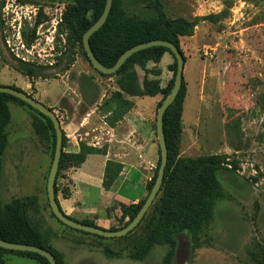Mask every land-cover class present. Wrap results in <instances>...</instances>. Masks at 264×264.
I'll list each match as a JSON object with an SVG mask.
<instances>
[{"label":"rangeland","instance_id":"obj_1","mask_svg":"<svg viewBox=\"0 0 264 264\" xmlns=\"http://www.w3.org/2000/svg\"><path fill=\"white\" fill-rule=\"evenodd\" d=\"M161 1L168 18L182 17L193 24L192 33L180 37L186 57V92L179 156L221 154L234 172L232 178L219 173L227 197L216 205L208 243L191 254L187 236L180 235L178 264H251V252L258 245L264 247V0ZM125 2L130 11L143 12L142 0ZM72 3L73 0H0L4 19L1 42L5 36L12 53L27 60L56 63L49 69L51 76L27 79L5 62L12 59L2 43L0 84L24 88L25 80L30 81L33 90L27 93L44 104L46 96L53 99L57 92L67 90L61 104L64 113L54 109L66 138L67 134L83 131L72 120L69 97L83 99L77 109V121L89 106L99 105L94 113L97 120L93 128L97 127V131L93 135L103 132L98 115L113 109L108 96L118 89V76H105L96 70L82 42L67 44L63 35H58L64 11ZM22 29L35 38L30 48L23 43ZM56 55L63 59H53ZM167 55L158 64L163 71V87L173 77L166 65ZM153 65L150 62L148 67ZM136 69L142 80L145 71L140 66ZM155 99L139 96L131 117L140 118V113ZM131 102L133 105L126 113L134 108ZM8 105L12 118L0 154V202L37 195L38 206L30 210L31 217L40 230L48 231L49 244L54 245L60 229L67 226L53 215L47 193L53 160L52 132L43 137L35 130L33 124L38 114L30 107L15 100H9ZM157 109L156 106L151 115L155 128ZM107 120L112 121V117L109 115ZM154 216L151 208L147 218L124 236L101 238L85 234L74 239L83 245L75 256L92 255V259L81 264H163L165 245L153 247L143 260L132 257L142 247ZM123 224L124 221L117 222V226ZM65 254L71 264L70 255ZM25 261L28 260L13 257L14 264L34 263Z\"/></svg>","mask_w":264,"mask_h":264},{"label":"trees","instance_id":"obj_2","mask_svg":"<svg viewBox=\"0 0 264 264\" xmlns=\"http://www.w3.org/2000/svg\"><path fill=\"white\" fill-rule=\"evenodd\" d=\"M142 2L143 12L138 13L130 11L125 0H113L111 10L104 25L90 37V43L94 53L105 66H113L121 54L130 47L154 39L170 40L175 43L183 53L180 45V37L190 35L193 31V24L182 17L174 19L168 18L161 0H142ZM105 5L106 0H73V3L67 6L64 11L63 19L58 25V35H63V40H65L67 44L83 43V34L99 19L104 11ZM2 9L3 5H0V28L3 31L4 19ZM21 37L27 48H30L35 42V38L29 36L25 29L21 30ZM2 43L9 51L12 59H6L5 62L12 65L21 74L30 79L51 76L49 69L55 66L56 63L41 64L13 54L7 44L5 36L2 38V42L0 40L1 55L3 54ZM166 52L170 53L173 57V62L168 66L169 69L173 71V77L168 84L163 87L161 84L162 69L159 68L157 64L161 61L162 56ZM60 56L61 55H56L53 59L62 60L63 58ZM149 62L155 63V66L149 68ZM137 66H140L141 69L145 71L142 80L136 69ZM176 69L177 63L174 54L169 48L164 46H152L131 55L120 69L114 73L118 76V89L109 97V104L113 106V109L109 110L113 123L107 120L109 115L106 117V121L114 125L115 122L123 118L130 107H132L133 104L125 97L126 94L130 96L162 95V99L157 105V108H159L172 91ZM101 74L105 76L114 75ZM13 87L22 90L17 86L13 85ZM185 92L186 88L183 81L176 99L171 103L164 114V130L168 148V161L161 189L150 207V209H153L155 218L142 247L132 255L134 259L143 260L153 247L165 245L167 250L163 257V264H178L177 252L180 245V235L187 236L191 254L197 248L208 243V231L215 217L216 205L218 201L227 197L225 186L219 179V173H227L229 178H232L231 174L234 172L233 169L229 167L230 163H228L223 155L206 154L199 156H179L178 140L182 134ZM9 100L18 101L30 107L38 114L33 125L35 130L43 137H47V135L52 132L53 159L56 134L50 118L28 103L7 93H0V154L6 142V128L12 118L8 105ZM66 141L67 138L64 133L63 151L55 182L56 191V183L62 170L81 166L88 154L104 153V149L87 145L82 141L80 142L79 152H65L64 148L66 146ZM160 163L161 157H159L158 160L157 170L154 172L152 179L148 182L146 197L137 204L131 203L122 206L121 221H124V224L111 227L110 230H118L125 227L136 216L155 183ZM121 170V163L113 160L107 162L104 178V186L106 188L110 187ZM64 194L68 196L69 191H64ZM37 206V195L27 196L25 198H14L7 203L0 202V238L9 242L27 243L43 247L55 255L57 264H65L63 255L59 253L53 245L49 244L48 231L40 230L36 223L33 222L30 210L32 208L36 210ZM148 212L138 225L147 218ZM81 222L97 226L91 220ZM77 231L88 235L107 238L81 230ZM5 254L32 258L39 264H50L49 260L39 253L11 250L3 247H0V264H9L3 259V255ZM251 257V264H264V247L258 245L251 252Z\"/></svg>","mask_w":264,"mask_h":264},{"label":"crops","instance_id":"obj_3","mask_svg":"<svg viewBox=\"0 0 264 264\" xmlns=\"http://www.w3.org/2000/svg\"><path fill=\"white\" fill-rule=\"evenodd\" d=\"M166 54H168L166 65L169 66L173 57L166 52L162 59ZM153 66H155V63ZM32 87L31 82L25 80L24 88L21 89L29 92L33 90ZM66 95L67 90H62L57 92V95L52 97L53 99L46 96L47 104L45 105L64 113L61 110V104L62 99ZM159 96H151L156 99L149 104L146 111H141L140 118L137 117L135 120L131 116L134 114L136 100L139 96L126 97L125 95L127 99L134 102L133 110L126 113L114 125L109 124L105 120L111 113L109 110L104 114H99L103 132L99 131V133L97 132L93 135L92 133L97 131V127L93 128V124L97 120V115H94V113L99 108V105L94 103L89 106L82 119L77 121V109L83 99L78 96L68 98L69 103L72 105L70 113L71 117H73L72 120L76 121V127L82 128L83 131L81 133H76L77 131H75L67 134L68 138L64 151L69 153L79 152L80 142L82 141L87 145L104 149V153L88 154L81 166L67 168L58 177L56 198L61 210L66 215L77 221L91 220L97 226L110 229L117 226V222L121 221L122 206L131 203L137 204L146 197L148 182L154 175V169L160 157V147L153 123L154 118L152 119L151 117L160 100ZM135 98L137 99L135 100ZM64 110L68 112L67 108ZM97 124L99 128L100 123L98 121L96 122ZM109 160L121 163L122 170L110 187L106 188L104 186V178L106 165ZM67 190L69 191L68 196L64 194V191ZM57 236L54 239L53 247L63 255L65 264H68L65 253L70 255L71 264H81L92 259V255L87 254L75 256L78 254L77 250L82 248L80 246L82 244H79L74 239L83 238L82 236H85L84 233L69 227H62L59 236ZM14 256L34 261V263L28 264H39L35 259L14 254H5L3 259L6 263L14 264Z\"/></svg>","mask_w":264,"mask_h":264},{"label":"water","instance_id":"obj_4","mask_svg":"<svg viewBox=\"0 0 264 264\" xmlns=\"http://www.w3.org/2000/svg\"><path fill=\"white\" fill-rule=\"evenodd\" d=\"M113 0H106V5L104 8V11L102 15L99 17V19L83 34V46L85 49V52L88 56V59L90 63L94 66L96 70L103 74H114L116 73L120 67L124 64V62L134 53L152 47V46H164L171 50V52L174 54L176 58L177 63V69L175 74V81L172 88V91L170 94L166 97V99L162 102L160 107L157 109L156 113V133H157V139L160 147V157H161V163L158 169V174L155 180V183L146 198L145 202L143 203L142 207L136 214V216L130 221L129 224H127L125 227L118 229V230H110L105 229L100 226H95L87 223H83L81 221H77L75 219L70 218L68 215H66L60 208L57 198H56V190H55V182L57 178V173L59 170V164L61 159V154L63 151V128L61 126V122L59 117L57 116L56 112L51 109V107H48L29 93H27L24 90H20L16 87L9 86V85H0V93H7L10 94L16 98L21 99L22 101L28 103L33 108L39 110L41 113L45 114L47 117L50 118V120L53 123L55 134H56V145H55V152L54 157L52 160L50 172L48 175L47 180V193H48V199L50 208L55 215V217L60 220L65 225L81 230L84 232H88L91 234H96L103 237L108 238H114L119 236L127 235L130 231H132L135 227L138 226V224L141 222L145 214L150 209L151 205L153 204L154 200L156 199L165 175V169L168 161V148L166 143V137H165V130H164V114L167 110V108L171 105V103L176 99L180 88L184 81V68H185V62L186 58L184 57V54L181 52V50L170 40H164V39H154L147 42H143L140 44H137L135 46L130 47L126 51H124L121 56L118 58L116 63L109 67L105 66L101 61L98 59L96 54L94 53L91 43H90V37L98 31L107 20V17L109 15V12L112 7ZM1 170V168H0ZM0 247L11 249V250H19V251H30V252H36L41 254L42 256L46 257L50 264H57L55 255L43 248L32 244L27 243H14L9 242L4 239L0 238Z\"/></svg>","mask_w":264,"mask_h":264},{"label":"built area","instance_id":"obj_5","mask_svg":"<svg viewBox=\"0 0 264 264\" xmlns=\"http://www.w3.org/2000/svg\"><path fill=\"white\" fill-rule=\"evenodd\" d=\"M156 168V167H155Z\"/></svg>","mask_w":264,"mask_h":264}]
</instances>
